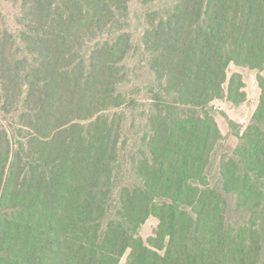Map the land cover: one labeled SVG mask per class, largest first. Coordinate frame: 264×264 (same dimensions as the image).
Returning <instances> with one entry per match:
<instances>
[{
	"label": "trees",
	"instance_id": "1",
	"mask_svg": "<svg viewBox=\"0 0 264 264\" xmlns=\"http://www.w3.org/2000/svg\"><path fill=\"white\" fill-rule=\"evenodd\" d=\"M11 1L15 28L0 11V110L17 121L0 130V264H258L262 78L218 185L207 170L222 140L212 104L244 101L231 66L264 69V0L145 1L138 49L150 81L138 86L126 65L140 0ZM227 196L248 223L228 221ZM150 217L158 226L144 241L136 232Z\"/></svg>",
	"mask_w": 264,
	"mask_h": 264
},
{
	"label": "rangeland",
	"instance_id": "2",
	"mask_svg": "<svg viewBox=\"0 0 264 264\" xmlns=\"http://www.w3.org/2000/svg\"><path fill=\"white\" fill-rule=\"evenodd\" d=\"M148 0H140L130 6L131 9V33L133 36V43L137 49L131 56L130 61L126 65V71L131 74V82L137 84L138 81H150L148 73L142 68L145 63V57L141 55L139 50V39L144 27V2ZM153 6L156 9L165 8L173 0H152ZM0 11L2 12L6 25L10 28H15V17L18 13V7L11 0H2L0 3ZM141 60L144 62L141 63ZM236 73L241 76L243 83L244 101L239 104H235L229 101H215L213 106V115L217 122L219 131L222 136V140L214 149L210 164L207 170L208 180L211 186L218 185L220 181V165L224 157L232 155L239 145L238 135L242 134L244 130L250 124L258 106L262 94V89L258 79L264 80V69L262 71L253 70L250 68L231 66L229 74ZM152 81V80H151ZM140 83V82H139ZM134 87L136 88V86ZM141 85V84H140ZM138 86V84H137ZM147 96L144 92L141 93L140 100L146 101ZM130 114L129 111H127ZM17 117L7 116L0 110V130H10L16 125ZM126 168V167H125ZM125 168L120 170V185L127 183L128 177H130L128 171ZM123 173V174H122ZM125 178V181L123 178ZM228 197L227 202V217L228 221L233 225L239 226L246 224L250 221L251 212H247L244 209H239L236 204V200ZM257 220L258 225L256 227L258 231V237L260 243V253L258 264H264V214L253 217ZM158 226V220L154 217H150L136 232V235L146 241L149 237H152ZM129 252L125 254L122 262H126Z\"/></svg>",
	"mask_w": 264,
	"mask_h": 264
}]
</instances>
